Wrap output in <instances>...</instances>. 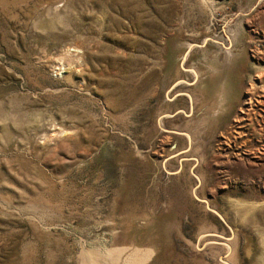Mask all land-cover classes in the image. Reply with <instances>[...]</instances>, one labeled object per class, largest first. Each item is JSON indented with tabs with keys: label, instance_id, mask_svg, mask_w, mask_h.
Here are the masks:
<instances>
[{
	"label": "rangeland",
	"instance_id": "374dc122",
	"mask_svg": "<svg viewBox=\"0 0 264 264\" xmlns=\"http://www.w3.org/2000/svg\"><path fill=\"white\" fill-rule=\"evenodd\" d=\"M0 264H264V0H0Z\"/></svg>",
	"mask_w": 264,
	"mask_h": 264
},
{
	"label": "bare ground",
	"instance_id": "6f19581e",
	"mask_svg": "<svg viewBox=\"0 0 264 264\" xmlns=\"http://www.w3.org/2000/svg\"><path fill=\"white\" fill-rule=\"evenodd\" d=\"M73 66V65H72Z\"/></svg>",
	"mask_w": 264,
	"mask_h": 264
}]
</instances>
